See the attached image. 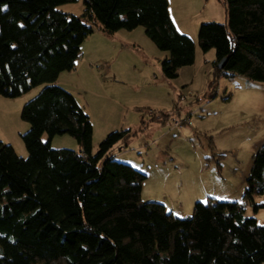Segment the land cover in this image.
Here are the masks:
<instances>
[{
	"label": "trees",
	"instance_id": "obj_1",
	"mask_svg": "<svg viewBox=\"0 0 264 264\" xmlns=\"http://www.w3.org/2000/svg\"><path fill=\"white\" fill-rule=\"evenodd\" d=\"M77 1L0 0V95L15 98L47 84L21 110L28 156L0 142V264H264V225L244 215L247 202L264 196V146L252 157L242 201L208 198L186 218L142 201L147 176L104 159L129 131L110 133L92 154L88 115L54 84L73 69L84 40L95 30L112 36L143 28L168 53L161 62L168 78L194 63L195 44L177 31L167 0H82L81 16L58 9ZM219 1L228 26L202 23L197 38L202 52L215 51L207 89L221 76L264 83V0ZM56 135L72 137L79 151L52 148Z\"/></svg>",
	"mask_w": 264,
	"mask_h": 264
},
{
	"label": "rangeland",
	"instance_id": "obj_2",
	"mask_svg": "<svg viewBox=\"0 0 264 264\" xmlns=\"http://www.w3.org/2000/svg\"><path fill=\"white\" fill-rule=\"evenodd\" d=\"M204 2L207 6L202 9ZM58 9L81 16L82 0ZM184 10L181 7V12L172 11V16L177 31L194 42L197 58L191 66L177 69L174 78L164 76L161 70V62L168 53L158 50L143 28H139L131 34V40L117 38L116 46L94 36L82 46V55L73 69L62 72L54 83L72 94L88 115L92 154L110 133L129 131L104 159L112 158L146 176L147 168H151L150 179L142 183L141 200L160 203L167 212L180 218L190 217L194 204H206L208 198L242 201L252 157L264 146V83L240 75L221 76L213 89H207L208 80L215 76L216 57L214 50L202 52L199 48V27L211 21L228 26L224 5L219 0L200 3L192 0L191 8ZM45 86L38 85L15 98L0 95V142L10 145L20 158L28 156L22 137L29 130V124L21 119V110ZM187 90H193L196 98L187 96ZM214 93L216 96L212 98ZM206 102L210 104L203 108ZM149 110H155L152 115L163 111L164 116L152 121L146 114ZM185 118L191 121L180 130L173 128V121ZM47 140L49 137L43 133L41 141ZM50 144L54 149H79L68 135L53 136ZM171 157L176 162L172 168H178L179 174L170 178L167 161L173 162L169 161ZM163 165L164 171L159 172ZM188 189L192 192L206 189L213 195H203L202 202H190L189 206ZM263 201L264 196H258L247 202L244 213L261 226L264 208L254 210V205Z\"/></svg>",
	"mask_w": 264,
	"mask_h": 264
},
{
	"label": "crops",
	"instance_id": "obj_3",
	"mask_svg": "<svg viewBox=\"0 0 264 264\" xmlns=\"http://www.w3.org/2000/svg\"><path fill=\"white\" fill-rule=\"evenodd\" d=\"M197 2L199 1V3L200 2H203V0H196ZM208 1V0H207ZM167 2H168V11H169V15H170V17H171V19H172V21H173V23L175 24V27H176V23L174 22L175 20H174V18H173V16H172V11H174L175 13H177V12H181V7H184L185 8V10H187V9H189V8H191V3H192V0H175V2H174V0H167ZM187 2H188V4H187ZM183 4V5H182ZM207 6V2H206V4H205V2L202 4V9L203 8H205ZM184 10V11H185ZM139 28H137V29H135V30H133V31H130V32H127V33H122V32H124L123 30H120V31H118V32H116L114 35H112L111 37L110 36H108V35H105L104 33H102V32H100L99 30H95L90 36H88L85 40H84V42L82 43V45H81V47H80V56L82 55V52H81V48H82V46L87 42V41H89V40H91L92 38H94V36H101V38H103L104 40H108L107 41V43L108 44H111V45H113V46H116V44H115V42H116V39L117 38H121L120 36H122L123 38L122 39H126V40H131L132 39V37H131V34H133L134 32H137V30H138ZM123 34H126V35H124L123 36ZM164 54V53H163ZM164 57H165V59L167 58V54L166 55H164ZM197 58V53L195 52V59ZM207 71L208 72H210V70L209 69H207ZM211 75V74H210ZM210 79V78H209ZM209 81V80H208ZM186 95L187 96H192V95H195V96H192L193 98H196V96H197V94L193 91V90H187V93H186ZM197 101H198V99H197ZM208 104H210V102H206L205 103V105L203 106V108L204 107H206ZM203 108H202V110H203ZM152 111H155V110H152ZM204 111V110H203ZM142 114H141V116H140V121L142 120ZM189 119V118H188ZM189 121H191L190 119H189ZM191 124H192V122H191ZM172 126H173V124H172ZM173 128H175V127H173ZM182 128V127H181ZM181 128H175V129H181ZM220 129V127H216V130H219ZM78 151H79V149H78ZM150 152V151H149ZM169 161H173V162H168L167 161V177H176V176H178V174H179V171L177 170L178 168H175V167H173L172 168V165L175 163L176 164V162H175V160L171 157L170 158V160ZM251 162V161H250ZM162 165V164H161ZM155 168L157 169L158 168V166H157V164H155ZM164 169H165V166L163 165L162 167H159V172H162V171H164ZM151 168H147V178H146V181L145 182H147L149 179H150V176H151ZM168 173H170V174H168ZM173 179V178H172ZM169 179H167V181H168ZM215 193V192H214ZM204 195V197H212V192H209V191H207L206 189H205V191L203 190V191H201V192H192V191H190V189H188V192H187V196L186 197H189L188 199H187V201L189 202V206L192 204V203H194V202H196L197 200H200L201 202H202V200H201V197ZM141 196H142V191H141ZM203 197V198H204ZM181 201V200H180ZM190 202H191V204H190ZM188 206V208H190ZM186 213H188V212H186Z\"/></svg>",
	"mask_w": 264,
	"mask_h": 264
},
{
	"label": "built area",
	"instance_id": "obj_4",
	"mask_svg": "<svg viewBox=\"0 0 264 264\" xmlns=\"http://www.w3.org/2000/svg\"><path fill=\"white\" fill-rule=\"evenodd\" d=\"M152 112H153L152 110H149L146 113L149 118L152 116ZM187 123H189V121H187ZM172 124H173V127H175V128H181V122H179V121H173Z\"/></svg>",
	"mask_w": 264,
	"mask_h": 264
},
{
	"label": "water",
	"instance_id": "obj_5",
	"mask_svg": "<svg viewBox=\"0 0 264 264\" xmlns=\"http://www.w3.org/2000/svg\"><path fill=\"white\" fill-rule=\"evenodd\" d=\"M226 61H227V59H223V60H221V61L217 64V68H219V69H223V67H224L225 64H226Z\"/></svg>",
	"mask_w": 264,
	"mask_h": 264
}]
</instances>
